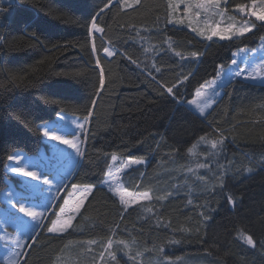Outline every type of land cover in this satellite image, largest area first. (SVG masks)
<instances>
[{
	"label": "trees",
	"instance_id": "obj_1",
	"mask_svg": "<svg viewBox=\"0 0 264 264\" xmlns=\"http://www.w3.org/2000/svg\"><path fill=\"white\" fill-rule=\"evenodd\" d=\"M250 2L231 0V6ZM104 3L0 0L16 20L11 32L0 34V117L6 122L0 130V194L7 186L8 155H36L44 147L39 129L60 109L77 118L92 112L86 158L71 182L96 188L85 198L73 228L57 235L42 227L37 244L27 251V264H99V242L106 244L109 238L134 245L133 254L167 260L264 264V86L241 79L226 84L206 119L182 103L216 77L219 65L229 67L238 50L256 48L264 27L256 24L255 31L239 39L208 43L166 23L167 0H142L135 8L114 5L102 13L99 25L105 31L92 37L89 14ZM102 45L118 54L106 57ZM184 75L188 79L179 86L177 102L161 95L162 84L167 87ZM221 133L223 152L213 155L218 149L211 143ZM202 136L212 152L201 162L215 176L179 185L174 173L200 161ZM130 157L145 163L128 164ZM217 162L229 168L223 189ZM109 168L112 176L106 177ZM106 179L134 193L148 191L152 199L141 198L121 219L118 198L101 187ZM158 195L166 198L157 200ZM228 195L239 201L235 207L227 203ZM62 203L59 199L44 225L57 218ZM248 235L255 247L246 243ZM118 261L132 264L122 257Z\"/></svg>",
	"mask_w": 264,
	"mask_h": 264
},
{
	"label": "snow or ice",
	"instance_id": "obj_2",
	"mask_svg": "<svg viewBox=\"0 0 264 264\" xmlns=\"http://www.w3.org/2000/svg\"><path fill=\"white\" fill-rule=\"evenodd\" d=\"M15 2V0H11ZM142 0H105L103 7H100L98 11L92 12L89 14V33H104L105 28L99 25V18L102 13L112 8L114 5H118L121 10L126 8H135L138 5H141ZM183 4L184 15L188 16L190 13L194 17H199L201 13H204L206 16L220 15L222 16L227 11V0H224L222 5V0H167V24H176L183 23V19H176V14ZM236 12L245 14L249 17H255V21H260L261 27H264V0H251L250 5L240 4L235 8ZM255 21H245L242 27L236 28L235 25H229L225 28H220L217 25L215 28H210V34L205 35L204 31L198 30L195 27H192V21L189 20L188 27L192 31H196L198 35L206 38L211 41L213 36H217L220 40H231L234 37H243L246 33L252 32L255 27ZM207 24V21H205ZM16 24L14 19V13L12 11L5 12L3 7H0V34L11 32ZM30 25L26 24L25 28ZM103 40V37H101ZM103 52L106 57H113L118 53L116 51L110 50L109 47L103 46ZM92 51L96 53L98 50L93 44ZM240 51H245L241 49ZM123 55V54H121ZM177 56H181V53L177 52ZM197 52H192L191 56L193 58L198 57ZM126 59H129L132 64H135L139 67L136 60L131 59L129 56H125ZM181 59L185 57L181 56ZM96 66L100 68V60L96 59ZM245 64L248 63L246 59ZM232 65H236L235 68L227 70V75L229 77L228 83L231 84L233 80L237 78L242 79L243 81H256L258 79L257 75L254 73H246L245 68H241L237 65L236 59L231 61ZM155 71L159 73L161 69L155 67ZM225 67L223 65L218 66V71L216 73V78H213L210 81H206L201 84L195 90V96L198 98H203L201 102L197 100H189L187 104L189 105V111H193L192 105H195L196 109H199V115L207 118L206 109H210L212 104L215 102L214 97L217 94V89L219 87V82L223 80L225 76ZM155 79V77H153ZM188 79L187 75H184L182 79L178 78V82L172 83L171 85L165 87L161 85V95H166L172 98L173 103L177 102L179 94V86L182 85ZM100 86L103 87L104 84V74L101 69L100 75ZM261 84L264 86V78H261ZM211 89V95L206 94V90ZM46 103H55V101H45ZM93 106L95 101L92 102ZM92 116L91 110L88 111L87 115L84 117L83 121L76 120L74 121L75 129L80 132V135L77 136L76 132H73L72 138H68L64 133L63 128L67 121V117L64 114V110L60 109L59 113L56 116L55 120H51L39 129L42 136L49 142H55L51 144L50 151L52 153L51 157H46L41 154L40 159H33L32 157L25 156L21 152H14L8 155L7 159L10 162L6 166V171L10 172L13 176L20 177L21 179L16 182L8 190L4 191V201L0 203H6L7 209L3 212L4 220L3 224L0 225V242L4 245L9 246L11 251V257L9 258L8 264H27V255L30 253H25L24 249H31L38 242L39 233L37 229L46 226L47 232L49 234L60 235L68 229L73 228V221L76 218V215L80 214V210L84 205L85 198L92 193L96 186H81L74 182H69V177L72 176L73 170L78 168L81 165V161L86 158V152L82 151V145L86 142L88 132L85 131L86 126L90 122ZM5 119L0 117V130L5 126ZM27 127L31 125L25 120ZM90 131V130H89ZM203 141L205 137H200ZM57 145L66 146L67 149H71V153L62 151L57 147ZM223 133H221V139L216 140L211 143L212 149H218L213 155H219L223 152ZM219 146V148H218ZM191 151V149H189ZM113 160L116 159L115 156L112 157ZM47 161L49 164L48 170H40L39 165ZM145 161L130 157L128 164H144ZM209 165L207 163H199L198 168H207ZM65 168V172L59 178L56 173L59 168ZM218 171L216 173L217 178L219 179V186L223 189L225 187L224 180L225 177L229 174V168L225 165L216 163ZM251 171V169H248ZM106 177L112 176V171L109 168L105 172ZM197 179H203V177H197ZM58 180V182H57ZM101 187H106V189L111 192V194L118 198L119 205L121 206V219H123L124 213L128 211L135 203H139L140 199L151 200L152 196L148 191L141 192H131L126 188L115 186L110 180H104L101 183ZM139 187V185H137ZM65 189L63 196L61 195V189ZM70 189V190H68ZM47 192L48 199L47 203L43 204V211H38L36 203H30L33 198L39 194ZM79 193V196L76 194ZM167 196H171L172 193L168 192ZM66 196V198H64ZM75 197V199H74ZM165 195L156 196L157 200H164ZM59 199L63 200V203L59 205V214L54 220H50V225H44V221L49 219L47 215V210L50 207H53V201ZM227 203L235 207L238 204V200L234 195L227 196ZM189 203H192L190 200ZM151 212V208L147 209ZM65 215L67 218H65ZM205 219L208 217L204 213H201ZM14 226V231L16 234L13 235L12 232L8 231V226ZM115 233H113L114 235ZM246 243L255 247V241L251 235L245 237ZM172 243H178V241H171ZM89 243H98L96 241H90ZM101 250L98 253L99 260L104 261L105 256L107 255L110 261L119 264L117 251L118 248H114V244L120 245L123 249H126L125 253L128 256V260L132 261L133 264H139L138 257L142 255L140 252L131 254L132 245L127 241L119 240L114 241L112 238H109L107 243L99 242ZM163 251V249H161ZM25 257L23 262L20 260V257Z\"/></svg>",
	"mask_w": 264,
	"mask_h": 264
},
{
	"label": "rangeland",
	"instance_id": "obj_3",
	"mask_svg": "<svg viewBox=\"0 0 264 264\" xmlns=\"http://www.w3.org/2000/svg\"><path fill=\"white\" fill-rule=\"evenodd\" d=\"M4 2L9 3V2H11V0H4ZM223 3H224V0H222V5H223ZM250 4H251V2L246 4V5H250ZM235 8H236V6H234V5L231 6V0H227V11L222 16H220V15L206 16L204 13H201V15L199 17H194V16H192L191 13L188 16H185L183 4H181V8L179 9V11L176 14V19H178V20L183 19L184 22L182 24L176 23V24H172V25L180 27V28L188 29L194 35H196L198 38H200L201 40L206 41L208 43H210L212 41H232L235 39H239L241 37H234L231 40H220L217 36H213V39L211 41H209L206 38L202 37L201 35H198L196 31H192V29L190 27H188V23H189V20H191L192 21V27H195L198 30H202V31H204L205 35H208V34H210L209 26H211L212 28H215L217 25H219L220 28H225V27H228L229 25H235L236 28H239V27L243 26L245 21H248V20L255 21V17H249L245 14L236 12ZM205 21H207V24L205 23ZM261 23L262 22H260V21H255V24H261ZM255 29H256V27H255ZM255 29L253 31H255ZM249 33H251V32L246 33L244 36L248 35ZM96 34H100V33L92 34V37ZM109 48H110V50H113L111 47H109ZM240 50H238L234 54V59H236L237 65L241 68H245L246 73L251 72V73H254L257 75L258 79L256 81H248V82L261 84V78H264V39H262V41L260 42V44L256 48H244L245 51H243V52ZM246 59L248 60L247 64L244 63V61ZM235 67H236V65L231 64L229 67L225 68L226 74H225L223 80L219 82L217 94L214 97L215 102L212 104V107L210 109L205 110L206 113L210 112V110L213 108V106L215 105L217 100L220 98V96L222 94L223 87L226 84H228L229 77L227 75V70L233 69ZM237 79H240V78H237ZM206 94L211 95V89H207ZM202 99H203L202 97L198 98V97L194 96V98L191 100H197L198 102H201ZM182 103L187 108H189V105L187 104V102H182ZM191 107L193 109V112L196 113L197 115H199V109H196L195 105H192ZM65 115L67 117L68 123H66L64 128H63L64 133L67 135L68 138H72L71 134L73 132H76V135L79 136L80 132L75 129L74 121H76V120L83 121L84 118H77V117L67 115V114H65ZM200 117H202V116H200ZM202 118H204V117H202ZM90 121H91V118H90ZM89 125H90V122L86 126V129H85L86 132L89 131ZM87 137H88V135H87ZM86 140H87V138H86ZM43 142H44V147L36 155H28V154L21 152V151H16V152H21L25 156L32 157L33 159H40L41 154H43L46 157H51L52 153L50 151L49 146L55 142H49L44 137H43ZM209 142L210 141L205 140V141L198 144V149H199L198 154H200V158L199 157L198 158L200 159V161H195V162H193V166L190 165L187 168L180 169L178 172L174 173V181H175V179H178V181H180L179 185L184 184V180L187 183L191 182L193 185H195L198 181H200V179H197V177H203V180H209L210 177L215 176V172H209L208 170L205 171L204 168H198L197 167V165L199 163H202L201 162L202 159L204 160V157H207L212 152V149L210 148ZM85 146H86V142L82 145V151H85ZM57 147L64 152H67V153L72 152V150L67 149L66 146L57 145ZM192 156H193V154H192ZM9 163L10 162L8 161L7 165ZM222 165L226 166V164H224V163ZM48 167H49V164L47 161H44L39 165L40 170H43V171L48 170ZM199 170H201L203 172H199ZM76 171H77V168L73 170L72 176L69 177V182L72 181ZM64 172H65V168H63V167L59 168L57 173H56L57 177L59 178L60 176H62L64 174ZM6 173H7V178H6L7 186L0 194V202L4 201V196H3L4 191L8 190L10 187H12L16 182H18L21 179L20 177L13 176L8 171H6ZM201 181H202V179H201ZM57 182H58V180H57ZM64 191H65V189L62 188L61 194L64 193ZM48 195L49 194L47 192L39 193L33 198L32 201H29V202L30 203H33V202L36 203L37 205H39L37 207V210L43 211L42 205L47 203ZM57 201H53L52 202L53 207L48 208V210H47L48 216L50 215V212L54 208V206L56 205ZM6 209H7L6 203H0V225L3 224V220H4L3 212ZM46 220L44 221V224H45ZM42 227L37 229L38 233L41 231ZM8 231L12 232L13 235L16 234V231H14V226H12V225L8 226ZM133 247H134V245H132L131 254H133V249H134ZM114 248L119 249L117 251L118 259L119 258L121 259V257H122V258H125L128 262H131L133 264L132 261L128 260V256L125 254L127 252L126 249H123L122 246L117 245V244H114ZM24 251H25V253H27L28 249L26 248V249H24ZM10 257H11V251H10L9 246H6L2 242H0V261L3 262L4 264H8ZM23 259H24L23 256L20 257L21 261H23ZM138 261H139V264H204L202 262V260H197V259H192L189 261H186L184 258L183 259H174V260L168 259L167 260L161 255L159 257L158 256L155 257L151 253L150 254L149 253L148 254H142L141 256L138 257ZM98 263L99 264H114L115 262L110 261L109 257L106 255L103 262H101L99 260V257H98Z\"/></svg>",
	"mask_w": 264,
	"mask_h": 264
},
{
	"label": "bare ground",
	"instance_id": "obj_4",
	"mask_svg": "<svg viewBox=\"0 0 264 264\" xmlns=\"http://www.w3.org/2000/svg\"><path fill=\"white\" fill-rule=\"evenodd\" d=\"M126 241V240H125ZM68 245V244H67ZM65 247H67V246H65ZM68 253V252H67ZM59 260H60V257H59Z\"/></svg>",
	"mask_w": 264,
	"mask_h": 264
}]
</instances>
